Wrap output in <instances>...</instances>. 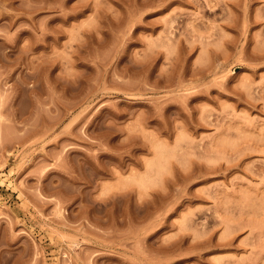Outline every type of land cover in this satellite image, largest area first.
Wrapping results in <instances>:
<instances>
[{
    "label": "rangeland",
    "instance_id": "374dc122",
    "mask_svg": "<svg viewBox=\"0 0 264 264\" xmlns=\"http://www.w3.org/2000/svg\"><path fill=\"white\" fill-rule=\"evenodd\" d=\"M0 264H264V0H0Z\"/></svg>",
    "mask_w": 264,
    "mask_h": 264
}]
</instances>
